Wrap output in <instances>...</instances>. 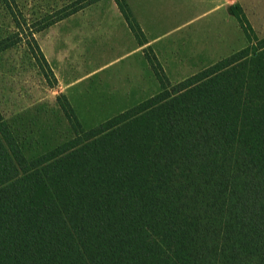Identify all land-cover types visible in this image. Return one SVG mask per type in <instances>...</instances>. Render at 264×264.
Masks as SVG:
<instances>
[{"label": "trees", "instance_id": "1", "mask_svg": "<svg viewBox=\"0 0 264 264\" xmlns=\"http://www.w3.org/2000/svg\"><path fill=\"white\" fill-rule=\"evenodd\" d=\"M232 10L243 48L175 83L149 62L160 90L88 129L62 94L72 136L32 159L0 112V264H264V36Z\"/></svg>", "mask_w": 264, "mask_h": 264}, {"label": "rangeland", "instance_id": "2", "mask_svg": "<svg viewBox=\"0 0 264 264\" xmlns=\"http://www.w3.org/2000/svg\"><path fill=\"white\" fill-rule=\"evenodd\" d=\"M88 1L0 0V40L6 37L11 43L16 40L11 33L16 31L19 35L16 43L0 51V112L28 160L72 136L61 108L62 94L81 126L88 129L160 90L149 62L159 64L167 79L175 83L247 43L243 30H238L232 19L219 15L194 13L191 18H157L168 19V25L156 30L154 46L174 45L179 50L172 48L170 59L159 61L152 48L145 45L142 52L147 65L137 62L128 66L127 62L136 56L129 58L131 53L128 59L118 58L128 52L129 46L112 19L104 17L108 14L101 13L113 8L110 10L108 0L96 6L88 5ZM80 5H84L81 10L35 30ZM255 6L243 14L251 31L263 37L264 2ZM11 11L21 23L24 18L22 28L15 26ZM96 19L103 23L97 25ZM186 29L192 37L209 40L205 43L213 47L206 56L181 60ZM138 42L146 41L143 37ZM189 43L190 40L185 45ZM148 69L152 74H148Z\"/></svg>", "mask_w": 264, "mask_h": 264}, {"label": "crops", "instance_id": "3", "mask_svg": "<svg viewBox=\"0 0 264 264\" xmlns=\"http://www.w3.org/2000/svg\"><path fill=\"white\" fill-rule=\"evenodd\" d=\"M103 0H98L91 4V6H96L100 4ZM128 8L130 9L132 17L137 22L143 37L146 42L143 44L139 43L124 20L122 14L120 13L114 0H108L111 12L105 11L101 13H107L108 15L104 17H110L112 19L111 23L121 30L123 34L125 45L129 46L128 52H125L118 58L128 59L127 57L132 53L129 58H134L127 62L128 66H133L137 62H141L142 66L147 65L148 62L145 58L144 47L150 46L153 50V54L157 60L170 59L169 52L172 48L179 50L178 47L174 45L158 46L155 47L156 30L161 27L168 25V19H157V18H191L195 14L199 15L212 14L219 15V17H226L227 19H232L234 21V26L241 30L239 23L233 13L232 7L234 5H239L242 12H248L256 8V3L264 2L260 0H125ZM110 14V15H109ZM95 23L101 25L103 22L96 19ZM185 38H183L184 44L182 47V52L184 58L181 60H188L193 57L194 59L206 56V51L213 46H209V40L203 38L192 37L189 30L184 31ZM191 38L193 41H191ZM190 40L189 46L185 45ZM189 52L186 53V50ZM134 54V55H133ZM167 56H169L167 58ZM179 59V56H177ZM213 64V63H208ZM149 65V63H148ZM207 65V64H205ZM148 74H152L151 70L148 69ZM150 76V75H149Z\"/></svg>", "mask_w": 264, "mask_h": 264}]
</instances>
